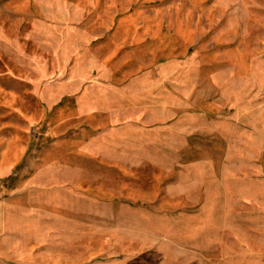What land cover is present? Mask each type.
<instances>
[{"label":"rangeland","instance_id":"1","mask_svg":"<svg viewBox=\"0 0 264 264\" xmlns=\"http://www.w3.org/2000/svg\"><path fill=\"white\" fill-rule=\"evenodd\" d=\"M71 70L140 89L138 104L155 107L145 123L180 122L143 146L145 169L184 171L178 180L206 191L192 209L146 203L143 239L154 250L142 264H264V0H0V264H20L9 256L30 244L1 204L37 164V147L17 143L38 137L51 109L37 91ZM48 232L35 264H87L59 243V223ZM249 249V260L227 259Z\"/></svg>","mask_w":264,"mask_h":264},{"label":"crops","instance_id":"2","mask_svg":"<svg viewBox=\"0 0 264 264\" xmlns=\"http://www.w3.org/2000/svg\"><path fill=\"white\" fill-rule=\"evenodd\" d=\"M139 92L92 82L75 70L59 77L56 85L37 91L45 109H51L40 118L43 124L36 128L38 137L24 133L26 141L17 143L37 147V164L25 171L17 190L1 203L15 211L17 225L27 231L24 240L30 243L22 254L9 256L14 263L35 264L42 243L49 241L48 227L59 223V243L71 241L77 257H88L87 264L102 257L105 262L131 259L142 264L154 250L143 239V211L150 209L146 203L157 202L166 211H176L205 202L203 188L178 180L188 176L184 171L145 169V162L153 159L143 153V146L159 143L160 135L181 125L173 120L145 123L144 114L155 107L139 105ZM25 120L24 129L31 130L33 117ZM20 157L26 158V153L13 155L11 161ZM191 195L198 198L193 201ZM129 211L133 212L135 236L126 233ZM101 224L102 232L97 229ZM199 232L195 229L194 234ZM129 241L134 243L128 245ZM244 253L227 259L255 256L250 249Z\"/></svg>","mask_w":264,"mask_h":264}]
</instances>
